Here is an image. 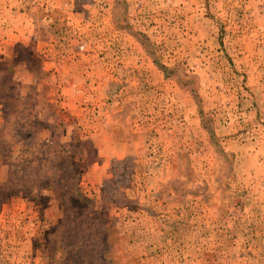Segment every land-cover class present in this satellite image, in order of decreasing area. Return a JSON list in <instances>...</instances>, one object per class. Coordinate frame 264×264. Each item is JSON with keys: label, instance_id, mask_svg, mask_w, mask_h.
I'll list each match as a JSON object with an SVG mask.
<instances>
[{"label": "rangeland", "instance_id": "374dc122", "mask_svg": "<svg viewBox=\"0 0 264 264\" xmlns=\"http://www.w3.org/2000/svg\"><path fill=\"white\" fill-rule=\"evenodd\" d=\"M0 264H264V0H0Z\"/></svg>", "mask_w": 264, "mask_h": 264}, {"label": "trees", "instance_id": "16d2710c", "mask_svg": "<svg viewBox=\"0 0 264 264\" xmlns=\"http://www.w3.org/2000/svg\"><path fill=\"white\" fill-rule=\"evenodd\" d=\"M72 174H73V177H72V180L70 181V183H67V190H69L70 191V194H73L75 197H78V199L81 201V203L82 202H84V203H86V204H88L89 202H88V200L87 199H85L79 192H78V188H76L77 187V181L75 180L76 178H78V172L76 171H72ZM36 184V183H35ZM57 186V184H56V182H53V183H49L48 185H47V188L48 189H50V188H57L56 187ZM84 214H86V209H84ZM82 242H81V240H78L76 243H75V247H78L80 244H81ZM105 260V263L107 262V259H105V255L101 258V260Z\"/></svg>", "mask_w": 264, "mask_h": 264}]
</instances>
